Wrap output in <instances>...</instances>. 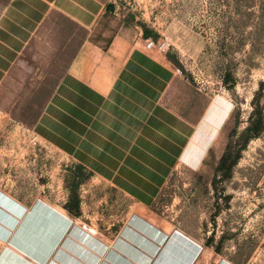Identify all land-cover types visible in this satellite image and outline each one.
Here are the masks:
<instances>
[{"label": "crops", "instance_id": "0c3cea01", "mask_svg": "<svg viewBox=\"0 0 264 264\" xmlns=\"http://www.w3.org/2000/svg\"><path fill=\"white\" fill-rule=\"evenodd\" d=\"M125 17L112 0H0V86L49 87L35 132L147 208L176 166L207 157L228 106L146 51ZM72 225L64 209L0 189V264L202 262L190 238L144 221L155 237L123 227L110 244Z\"/></svg>", "mask_w": 264, "mask_h": 264}, {"label": "rangeland", "instance_id": "374dc122", "mask_svg": "<svg viewBox=\"0 0 264 264\" xmlns=\"http://www.w3.org/2000/svg\"><path fill=\"white\" fill-rule=\"evenodd\" d=\"M112 1L142 40L168 43L162 56L191 87L227 104L218 139L143 208L35 132L49 87L0 86V189L64 209L105 243L123 227L155 237L144 221L198 244L199 264H264V0Z\"/></svg>", "mask_w": 264, "mask_h": 264}, {"label": "built area", "instance_id": "2783aa9c", "mask_svg": "<svg viewBox=\"0 0 264 264\" xmlns=\"http://www.w3.org/2000/svg\"><path fill=\"white\" fill-rule=\"evenodd\" d=\"M143 47L148 52H156L162 55L166 54L169 49V45L165 40L154 42L150 38L143 40Z\"/></svg>", "mask_w": 264, "mask_h": 264}]
</instances>
